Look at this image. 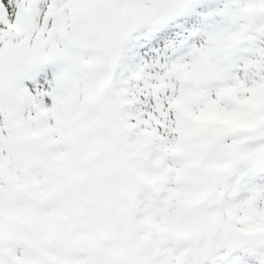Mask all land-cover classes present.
<instances>
[{
    "label": "snow or ice",
    "instance_id": "6c2138e0",
    "mask_svg": "<svg viewBox=\"0 0 264 264\" xmlns=\"http://www.w3.org/2000/svg\"><path fill=\"white\" fill-rule=\"evenodd\" d=\"M0 264H264V0H0Z\"/></svg>",
    "mask_w": 264,
    "mask_h": 264
}]
</instances>
